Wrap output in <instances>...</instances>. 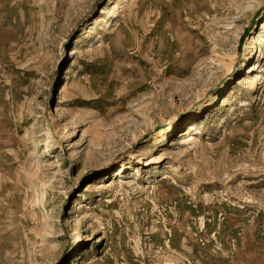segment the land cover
Returning <instances> with one entry per match:
<instances>
[{"label": "rangeland", "instance_id": "obj_1", "mask_svg": "<svg viewBox=\"0 0 264 264\" xmlns=\"http://www.w3.org/2000/svg\"><path fill=\"white\" fill-rule=\"evenodd\" d=\"M0 264H264V0H0Z\"/></svg>", "mask_w": 264, "mask_h": 264}, {"label": "bare ground", "instance_id": "obj_2", "mask_svg": "<svg viewBox=\"0 0 264 264\" xmlns=\"http://www.w3.org/2000/svg\"><path fill=\"white\" fill-rule=\"evenodd\" d=\"M131 1V0H130ZM116 9H117V7H114V9H113V12L112 13H114V12H116ZM111 12V11H110ZM257 77H258V75H257ZM263 79V76H261L260 77V80H262ZM258 81V79L256 78L254 81H252L251 83H254L255 84V82H257ZM253 85V84H252ZM64 90H62L63 91V93L68 89V87L67 86H65L64 88H63ZM68 92V91H67ZM192 136L191 135H189V137L187 138L188 140H186V142H191V141H193V137L191 138ZM196 140V139H195ZM122 172H124V171H122V168H121V172L120 173H122ZM123 174V173H122Z\"/></svg>", "mask_w": 264, "mask_h": 264}]
</instances>
